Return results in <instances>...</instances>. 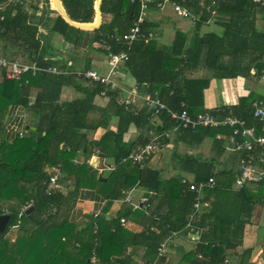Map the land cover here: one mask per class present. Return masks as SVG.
Listing matches in <instances>:
<instances>
[{
	"label": "trees",
	"instance_id": "16d2710c",
	"mask_svg": "<svg viewBox=\"0 0 264 264\" xmlns=\"http://www.w3.org/2000/svg\"><path fill=\"white\" fill-rule=\"evenodd\" d=\"M48 1L0 0V55L42 67L87 70L92 68L85 53L88 47L107 57L111 52L124 51L127 58L117 71L119 82L120 74L128 73L142 94L158 95L170 110H180L181 102H185L191 115L204 111L219 118L233 115L264 135V121L254 116V103L264 101V94L252 89L235 104L210 109L204 105V92L213 79L242 77L258 82L264 76V0H176L196 19L191 21V37L178 28L169 45L160 41L161 25L147 16L141 23L145 37L132 43L122 39L138 20V0H102V20L92 30L69 23L56 10L45 27L37 12ZM161 1L152 0L147 14L155 16ZM61 5L73 22L96 21V0H61ZM212 20L215 28L205 29ZM150 33L154 34L151 38ZM67 44L71 49L64 50ZM199 67L207 72L199 75L190 71ZM66 89H72L75 96L65 98ZM103 91L108 101L97 103ZM120 98L118 89H106L99 82L74 74L38 71L8 78L0 72V215H11L6 230L0 233V264L167 263V254L159 255L158 248L174 233L187 235L185 225L195 194L181 183L182 175L164 180L158 169H150L148 179L141 180L142 169L148 167L147 161L156 151L143 163L122 160L151 139L141 135L125 142L124 135L132 124L149 125L154 133L161 134L176 122L168 110L154 115L142 99L127 106ZM16 106L24 108L34 120L22 137L17 134L8 140L2 137L5 120ZM112 117L117 118L116 128L110 126ZM98 127L106 131L96 141L91 133ZM232 131L228 126L181 128L171 137L161 135L158 140L159 149L174 135L175 141L196 146L209 139L213 151L210 157L188 153L175 156L180 171L193 175L196 182L215 179V185L204 190L209 206L197 223L200 239L177 264H226L227 258L232 264H249L250 249L240 255L232 252L243 245L254 207H264V181L234 189L238 162L247 152L227 150ZM219 133L221 138H217ZM95 149L116 162L107 181L99 180V168L94 165L75 162L80 152L90 156ZM55 169L60 172L58 187L48 193ZM68 181L77 190H97L108 202L123 198L134 186L156 193L161 202L157 210L148 213L124 204L114 219H107L102 212L90 216L89 223L79 229L61 217L72 194L64 191ZM27 204L35 207L30 214L23 210ZM121 218L127 220L126 225L121 224ZM141 220L143 230L130 229L132 221ZM132 247L144 249L142 261L136 260Z\"/></svg>",
	"mask_w": 264,
	"mask_h": 264
},
{
	"label": "crops",
	"instance_id": "0c3cea01",
	"mask_svg": "<svg viewBox=\"0 0 264 264\" xmlns=\"http://www.w3.org/2000/svg\"><path fill=\"white\" fill-rule=\"evenodd\" d=\"M54 6V0H53ZM44 8L41 11L37 12L38 17L41 19L42 23L48 26L52 18L55 16V8H51L47 3L43 6ZM57 11V10H56ZM147 17L151 21H157L161 25L162 36L161 42L164 44H171L173 42L176 29H181L189 35L192 36L193 24L190 20H182L176 14H174L173 9L170 5H166L164 9H159L155 16L153 13L149 12ZM165 18H169L165 20ZM163 19L165 22H163ZM205 29H213L210 26H207ZM64 50L71 49V46L67 44L66 47H63ZM89 47L85 50L88 58L91 61L92 68L97 69L101 72H106L109 68L108 57L102 53L92 52L88 50ZM84 61H81L79 64H83ZM82 69V68H80ZM195 74L203 75L207 71L204 68L199 67L194 70H190ZM120 82L127 88L133 89L137 88L135 79L128 73H121ZM261 80L258 82L253 80H246L245 78L238 77L236 79H213L211 80L210 86L204 92V105L206 109L214 108L221 104H235L241 96H245L250 93V90L254 89L260 94H264V85H260ZM63 96L65 98H72L75 96V93L72 89H66ZM108 101L106 95L101 94L97 97L96 102L100 104H105ZM31 114L25 111L24 108L20 106L13 107L9 114L6 117L4 131L2 137L8 140L16 137L17 132L15 128L22 129L24 124H28L33 121ZM110 126L116 128L117 118L112 117L110 120ZM34 128V126H32ZM106 129L103 127H98L96 130L91 133V138L94 140H99L102 135L105 133ZM153 130L149 125L138 127L132 124L129 127V130L124 135V141L130 142L136 140L139 136L145 135L146 137H152ZM171 137V136H170ZM176 135L171 138V141L168 145L159 147V149L152 155L148 161L147 165L150 169H158L160 171L161 179L169 180L176 175H182L187 179L194 180L193 175L188 173H182L180 171V163L175 158L176 153L178 154H194V155H203V157H210L213 153L211 142L208 139H205L202 143L196 145H188L180 140L175 141ZM93 153L89 156L84 153H79L75 158V162L83 163L87 162L91 165L96 164L99 168V172L103 168L104 163H114L116 167V162L112 157L106 158H95ZM96 167V166H95ZM149 176V174H148ZM109 177L105 180L107 181ZM148 179V178H147ZM235 189V188H234ZM132 190L131 199L127 200L128 192ZM65 192H72L68 196V200L65 203L64 208L61 210L62 219H67L72 223H75L76 226L81 229L84 228L90 220V216L97 217L100 213L106 215L107 219H114L117 214L121 211L124 204H134L140 203L143 198H146L151 206L149 212L157 210L159 207L160 199L156 197V193L149 191L150 195H145L147 191L141 186H134L129 188L125 192L123 198H118L112 202H108L104 199L100 193L92 188H81L75 189L71 181H68L64 186ZM149 196H153L154 199L151 200ZM209 206V205H208ZM134 207V206H133ZM135 208V207H134ZM264 214V207L261 205H256L253 209V214L250 219V222L246 225L245 235L243 239V245L239 246L232 253L235 255H240L243 250L250 249V259L249 264H264V226L261 225ZM129 225L130 229L133 231L143 230V222L132 221ZM9 235L13 236V232H10ZM188 235H183L182 232L174 233L168 242V251H167V263L166 264H177L179 259H176V256H181L183 253L194 249L195 241ZM133 251L137 253L136 260L142 261V255L144 253L143 248L132 247ZM233 260H236L235 258Z\"/></svg>",
	"mask_w": 264,
	"mask_h": 264
},
{
	"label": "built area",
	"instance_id": "2783aa9c",
	"mask_svg": "<svg viewBox=\"0 0 264 264\" xmlns=\"http://www.w3.org/2000/svg\"><path fill=\"white\" fill-rule=\"evenodd\" d=\"M138 1H140L141 4L138 20L130 28L129 32L122 37V39L127 41V43H132L134 40L145 37V34L141 29V23L147 16L149 5L152 0ZM47 4L51 8H55L53 6V0H49ZM166 5H170L174 14L180 18L188 19L190 21H194L196 19V17L190 12L188 8L176 0H162L160 3H158V7L160 9H164ZM39 30L43 31L41 27ZM153 35V33H150L149 37L151 38ZM126 58L127 53L124 51L119 53H109V68L106 72H101L97 69L61 70L59 67L54 65L42 67L34 62L28 63L21 59H10L6 56L0 55V72L4 73L8 78H19L23 73L32 72L33 74H36L38 71L50 72L53 74H74L77 77H85L99 82L105 85L106 89H118L121 95L120 102L127 106L131 103H135L139 99H142L154 115L159 114L163 110H168L171 114V118L175 120L176 125L171 129L165 130L161 134H156L153 132V135L148 143H146L137 151L130 153L129 156L124 158L122 161L129 159L135 163H143L147 157L157 151L158 140L161 135L170 137L173 133L181 128L196 129L198 127H231L233 131L227 138V150L231 152L245 150L247 152V155L242 157L238 162V175L234 183V188L240 189L245 185L258 184L264 181V135L259 134L254 126H248L244 119H240L233 115H226L222 118H219L210 111H204L196 115H191L185 102H181L180 110H170L167 104L164 103V101L161 100L158 95H153L151 93L142 94L138 88L129 89L125 87L116 79V75L122 61ZM262 78H264V76H262ZM102 94H105V91H103ZM254 116L261 121H264V101H257L254 103ZM14 128L19 136L22 137L24 135V129H18L16 127ZM221 137L222 134H217V138ZM93 157L98 159L102 157L98 149L93 151ZM94 166L98 167L96 164H94ZM104 168H110L113 170L115 168V164L104 163L102 169ZM59 175V169H55L51 174L47 188L48 193L58 187ZM181 183L186 185V189L193 191L195 194L192 205L193 209L187 216L185 228L188 230V235L198 241L200 239L201 229L197 228V223H199L201 220L203 209L208 206V203L204 201V190L206 188L213 187L215 185V179L214 177H210L206 181L196 182L195 180L182 177ZM131 194L132 190L128 192L127 200L131 199ZM30 205L31 204L25 205L23 210L25 211ZM133 206L135 208L141 207L146 211V213H148L151 204L146 198H143L140 203L134 204ZM120 221L122 225H126L127 223L125 218H121ZM169 239L170 237H168L159 246V255H165L167 253ZM94 260L95 258L92 257L93 262ZM146 264L156 263L154 261H147ZM226 264H232L228 258L226 259Z\"/></svg>",
	"mask_w": 264,
	"mask_h": 264
},
{
	"label": "water",
	"instance_id": "95a60500",
	"mask_svg": "<svg viewBox=\"0 0 264 264\" xmlns=\"http://www.w3.org/2000/svg\"><path fill=\"white\" fill-rule=\"evenodd\" d=\"M10 1V0H9ZM101 3L102 0H96V21L93 24H82V23H76L73 22L72 20H70V18L68 17L67 13L65 12L64 8L61 5V0H54V7L56 8V10L71 24L84 28V29H88V30H92L97 28L102 20V14H101ZM113 170L110 168H104L102 169L99 174H98V178L101 181H105L111 174H112ZM148 174H149V168L145 167L142 169V178L141 180L143 182H145L148 178ZM145 195H150L151 193L149 191H146L144 193ZM34 206L30 205L27 209H26V214H30L33 210H34ZM11 219V215L8 213L2 214L0 215V233H4V231L6 230L9 222ZM263 258H264V254H263Z\"/></svg>",
	"mask_w": 264,
	"mask_h": 264
},
{
	"label": "rangeland",
	"instance_id": "374dc122",
	"mask_svg": "<svg viewBox=\"0 0 264 264\" xmlns=\"http://www.w3.org/2000/svg\"><path fill=\"white\" fill-rule=\"evenodd\" d=\"M182 20H186V21H188V19H184V18H181ZM211 28H215V23L214 22H211V24L209 25ZM70 49V48H69ZM260 85H264V78H261V84ZM263 92H264V90H263ZM28 128V124H24V126H23V128L22 129H24L25 131H26V129ZM209 140V139H208ZM263 216H264V214H263ZM261 225L262 226H264V217H263V219H262V222H261ZM193 241H195V243L197 242L195 239L193 240ZM176 259L178 260V259H180V256H176Z\"/></svg>",
	"mask_w": 264,
	"mask_h": 264
}]
</instances>
